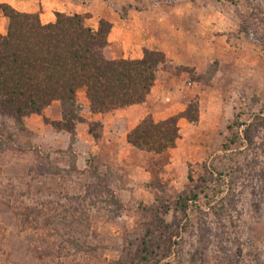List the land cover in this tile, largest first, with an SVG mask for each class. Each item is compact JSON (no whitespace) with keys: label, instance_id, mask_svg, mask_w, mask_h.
<instances>
[{"label":"rangeland","instance_id":"1","mask_svg":"<svg viewBox=\"0 0 264 264\" xmlns=\"http://www.w3.org/2000/svg\"><path fill=\"white\" fill-rule=\"evenodd\" d=\"M110 1L158 14L168 41L190 30L198 49L187 63L167 56L136 107L94 115L80 91L75 133L54 126L59 101L25 118L15 147L0 149V264H264V130L251 143L236 125L264 110V0ZM191 101L200 119L180 117L176 147L127 141L146 115L165 119Z\"/></svg>","mask_w":264,"mask_h":264},{"label":"trees","instance_id":"2","mask_svg":"<svg viewBox=\"0 0 264 264\" xmlns=\"http://www.w3.org/2000/svg\"><path fill=\"white\" fill-rule=\"evenodd\" d=\"M0 8L8 18L7 31L0 32V149L15 147L14 132L25 129V118L43 113L54 101L62 107V118L53 120L54 126L75 133L77 121L83 118L80 91L85 92L95 113L146 101L167 59L165 51L148 47L141 58L111 56L108 48L113 23L101 17L95 24L90 11L58 10L54 21L44 22L40 12L21 10L8 1L1 2ZM181 116L198 121V102L191 101L183 112L165 119L146 115L128 131L127 141L154 153L172 149L181 137ZM236 119L245 140L251 143L252 132L264 130V110L249 122L241 120L240 115ZM10 126L15 130L10 132ZM238 137L241 136L235 135L232 141ZM95 175L103 188L115 196L107 177L97 170ZM198 197L194 192L188 199ZM53 220L60 219L55 216ZM72 241L81 249L80 241Z\"/></svg>","mask_w":264,"mask_h":264},{"label":"crops","instance_id":"3","mask_svg":"<svg viewBox=\"0 0 264 264\" xmlns=\"http://www.w3.org/2000/svg\"><path fill=\"white\" fill-rule=\"evenodd\" d=\"M0 1H8L21 10L38 11L44 22L54 21L56 19V11L58 10L68 13L92 10L95 12V17L98 19L104 17L113 23V28L109 33V40L111 43L108 51L113 43L120 42L123 45V53L120 55H114V57L123 56L128 58H141L144 56V48L148 47L152 49H163L167 53V56L174 59L176 62L187 63L190 62L186 57L187 54L191 55L192 53H196L195 51L198 49L196 43L189 40V37L191 36L189 35L190 30H181L180 33L183 36L181 42L180 39L174 40V37L168 41L166 36H163L161 34L162 32L158 31V26H160L159 15H155L147 9H138L136 6L133 7L132 3L124 8L121 7L120 4L116 6L111 4L110 0H103L99 5L100 7L96 8L98 6L95 7L94 4H90L88 7L84 4L82 5L80 0ZM187 11L188 10H183V13L187 15ZM3 19L5 20V23H7L6 16H4ZM0 31L5 33L7 31L6 25L5 27H2ZM170 31H174L176 35L179 33L178 30L174 29H170ZM177 37L180 38V35ZM139 104L140 103L131 104L129 107H136ZM102 113L103 112H98L94 113V115Z\"/></svg>","mask_w":264,"mask_h":264}]
</instances>
